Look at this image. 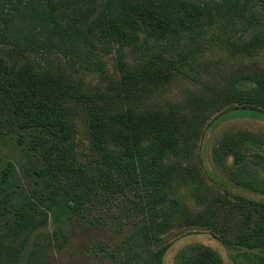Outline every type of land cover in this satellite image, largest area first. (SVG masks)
<instances>
[{
	"label": "trees",
	"instance_id": "1",
	"mask_svg": "<svg viewBox=\"0 0 264 264\" xmlns=\"http://www.w3.org/2000/svg\"><path fill=\"white\" fill-rule=\"evenodd\" d=\"M33 20L43 29L51 26L43 38L30 30ZM211 27L225 33L221 42L230 56L261 55L264 0H0V46L12 48L7 56L13 61L0 68V94L8 98L7 108L10 106L4 118L7 131L1 135L17 134L21 145L28 139L26 157L38 162L31 175L42 184L20 207H8L11 198L7 197L5 214H12L14 219L8 221L5 243H0V264H43L42 251L48 240H40L35 233L47 225L50 210L92 211L98 202L93 198L101 186L107 203H113L115 197L130 203L124 216L127 223L131 219L134 228L121 243L125 251L118 253L116 264H165L170 245L163 243L161 234L170 228L168 219L174 216L178 226L205 229L228 248L264 249V179H246V171L238 167L240 173L229 174V180L247 194L224 187L194 212L181 206L178 199H169V192L179 184L177 178L185 177L173 168L156 171L170 152L194 159L192 144L201 136L202 126L211 124L207 117L212 114L241 110L264 113V68L241 73L224 85L171 106L169 119L133 110L113 116L93 114L89 131L95 155L89 164L76 154L74 130L59 106L45 102L41 93L35 92V84L27 85L20 72V63L29 55L56 54H61L71 68L102 72L104 62L97 50L101 42L119 43V61L125 57L123 46L137 47L140 41L143 45L156 44L163 60L190 61L203 52ZM254 29L260 32L249 39L243 37ZM3 82L9 83L11 90H4ZM242 82L255 87L242 91L238 88ZM123 133L133 143L117 149L124 145H118ZM148 142L150 146L143 150ZM219 147L225 156H233L235 165H242L251 155L264 159V150L262 155L254 152L264 149L261 135L228 137ZM147 151L152 154L148 169ZM213 157L217 159V149ZM13 169L8 163L0 182L3 190L4 185H10ZM168 202L171 209L164 214ZM53 241L57 247L63 246V237L56 236L48 244ZM100 249L107 251L103 246ZM193 249L190 246L181 251L177 259ZM25 252L28 255L23 260ZM195 254L193 259L187 256V264H223L221 256L208 246H199ZM258 260L264 264V257Z\"/></svg>",
	"mask_w": 264,
	"mask_h": 264
},
{
	"label": "rangeland",
	"instance_id": "2",
	"mask_svg": "<svg viewBox=\"0 0 264 264\" xmlns=\"http://www.w3.org/2000/svg\"><path fill=\"white\" fill-rule=\"evenodd\" d=\"M188 1L199 3L204 0ZM41 26L36 20L29 24L30 30L40 33L39 38H43L51 27L48 25L43 29ZM258 32V29L250 30L243 37L249 39ZM224 35L221 29L211 27L204 38L206 46L203 52L190 61L163 60L158 56L156 44L143 45V41L137 47L123 46L125 57L119 61V43L101 42L97 50L104 62L102 72L90 73L80 68H71L61 54L50 57L29 55L20 63V72L25 76L27 85L35 84V92L41 93L45 102L59 106L58 110L74 130L76 154L84 163L89 164L95 155L89 131V120L93 114L113 116L118 112L133 110L169 119L167 116L171 106L185 103L206 89L224 85L227 80L241 73L257 67L264 68V53L257 57L230 56L221 42ZM10 51L12 48L0 46V68L4 64H13L7 56ZM254 87V84L248 82L238 84L242 91ZM2 88L11 90L12 87L3 82ZM6 102L8 98L0 94V122L4 127L0 130V182L8 163H12L14 169L10 185H4V190L0 187V243H5L8 221L14 219L12 214H5L7 197L11 198L8 207L9 204L20 207L32 199L33 192L42 186L31 175L38 162L26 157L28 139L25 138L26 145H21L17 134L1 135L7 131L4 118L10 106L7 108ZM207 121L211 124L207 126L206 122L202 126L201 136L192 144L194 159L187 160L181 153L170 152L162 168H156L158 172L173 168L176 174L185 177L184 180L177 178L179 184L169 192V199H178L181 206H187L194 212L200 211L224 187L247 194L248 191L245 192L229 180V174L240 173L238 167L246 171V179L253 176L264 179L263 158L251 155L242 165H235L233 156H225L219 147L228 137L264 136V113L251 110L227 111L219 115L212 114L207 117ZM178 126L181 127V124ZM122 135L118 145H124L117 149L133 143L127 133ZM149 144L144 143L143 150L148 149ZM215 149L218 150L217 159L213 157ZM263 150L259 148L254 152L262 155ZM151 155L148 151L145 154L147 169ZM97 192L93 199L98 202L92 211L83 209L74 212L69 208L50 210L47 225L37 230L35 235L40 240L48 241L60 236L64 242L62 247H57L55 241L49 244L46 241L42 251L43 264H116V256L124 247L121 243L126 241L134 228L131 219L127 223V217L124 216L130 203L122 197H115L110 204L106 202L107 195L102 186ZM170 209L168 202L162 213L166 214ZM168 223L170 228L161 234L163 243L170 245L165 264H187V256L193 259L199 246L212 248L221 256L223 264H260L258 258L264 257V249L228 248L205 229L178 226L177 216L168 219ZM101 246L106 247L107 251L100 249ZM190 246L194 247L193 251L186 253V257L181 255L178 260V254ZM27 255L28 252H25L23 260Z\"/></svg>",
	"mask_w": 264,
	"mask_h": 264
}]
</instances>
